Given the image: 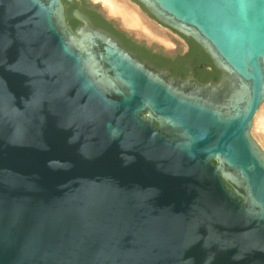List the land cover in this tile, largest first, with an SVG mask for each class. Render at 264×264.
I'll return each instance as SVG.
<instances>
[{"label": "water", "instance_id": "water-1", "mask_svg": "<svg viewBox=\"0 0 264 264\" xmlns=\"http://www.w3.org/2000/svg\"><path fill=\"white\" fill-rule=\"evenodd\" d=\"M136 1L218 80L63 0H0V264H264V0Z\"/></svg>", "mask_w": 264, "mask_h": 264}, {"label": "trees", "instance_id": "trees-1", "mask_svg": "<svg viewBox=\"0 0 264 264\" xmlns=\"http://www.w3.org/2000/svg\"><path fill=\"white\" fill-rule=\"evenodd\" d=\"M133 1L138 3L136 0ZM63 2L67 6V22L72 28L78 24V21L73 18L71 12L74 8H78L89 17L94 25L103 27L116 35L122 41V43L132 50L138 57L149 61L151 64L157 67L168 66L172 69L174 74L179 73V70L175 67V62L173 59L167 57L162 51L155 50L153 46L148 47L143 43L137 42L132 37L116 28L112 22L107 21L99 13L93 10L92 5L88 3L87 0H76L73 5H70L65 0H63ZM139 5L143 8L141 4ZM179 35L188 42L189 52L183 56H177V59H181V62L184 64L186 61L192 60L193 55L196 54L198 57L197 62H205L206 65L211 66L215 70V67L209 56L193 39L185 37L181 34ZM212 77L217 78V71L212 74Z\"/></svg>", "mask_w": 264, "mask_h": 264}, {"label": "bare ground", "instance_id": "bare-ground-1", "mask_svg": "<svg viewBox=\"0 0 264 264\" xmlns=\"http://www.w3.org/2000/svg\"><path fill=\"white\" fill-rule=\"evenodd\" d=\"M99 2L102 11L107 17H114L121 22V25L127 26L128 30L139 37H144L149 40L158 39V42L165 41L155 27H152L149 19H144V14L140 9L129 0H93ZM155 26V25H154ZM157 30V31H156ZM165 36V35H164ZM255 123L264 138V102L259 107L254 115ZM254 123V122H253ZM255 125V124H254ZM255 129V128H254ZM262 138V139H263ZM264 143V142H263Z\"/></svg>", "mask_w": 264, "mask_h": 264}, {"label": "rangeland", "instance_id": "rangeland-1", "mask_svg": "<svg viewBox=\"0 0 264 264\" xmlns=\"http://www.w3.org/2000/svg\"><path fill=\"white\" fill-rule=\"evenodd\" d=\"M131 2L134 4L135 2H133L131 0ZM99 4V3H98ZM100 5V4H99ZM136 5V4H135ZM137 6V5H136ZM100 7V6H99ZM138 7V6H137ZM101 8V7H100ZM139 8V7H138ZM102 9V8H101ZM140 9V8H139ZM143 14V13H142ZM144 19H149L147 21L150 22L151 26L152 27H155V29L158 30V32L163 35V38L165 39V41L161 42L159 41L158 42V39H153V40H148L144 37H139L137 35H135L133 33V35L138 38V39H141L143 42H146L148 44H151L154 48H160L161 51H164V50H168V51H174L175 53H184L186 50H187V43L176 33L174 32L173 30H170L169 28H166V27H163V26H159V25H156L154 24L150 18H148L146 15H144ZM113 23V25H119L120 27H123L124 29L128 30L127 26H123L121 25V22H119V20L117 18H114V17H109ZM155 25V26H154ZM116 27V26H115ZM156 30V31H157ZM130 31V30H128ZM165 35V36H164ZM254 123H252V127H251V136L252 138L257 142V144L260 146V148L264 151V138L262 137L261 135V132L259 131L258 129V125L255 123V120H253ZM255 124V125H254ZM255 128V129H254ZM263 138V139H262Z\"/></svg>", "mask_w": 264, "mask_h": 264}, {"label": "flooded vegetation", "instance_id": "flooded-vegetation-1", "mask_svg": "<svg viewBox=\"0 0 264 264\" xmlns=\"http://www.w3.org/2000/svg\"><path fill=\"white\" fill-rule=\"evenodd\" d=\"M87 2L90 3L89 1H87ZM92 9L101 15V13L96 8H94L93 6H92ZM66 11H67V6L65 5V13H66V17H67ZM187 52H189V47L187 48V50L184 53H175L174 55H170V56L166 55L167 57L174 60L175 67L179 70L178 74H174L173 72H172V74L179 76V77H182V78H186L188 76H193L194 78L198 79L202 83L218 80L220 72L215 68V70L217 71V78H213L212 74L215 73L216 71L211 66L206 65L205 62H197L198 57L196 54L193 55L192 60H188L184 64L181 62L182 61L181 59H177V56H183ZM188 64H190L192 66L193 71H191V68L188 66ZM166 67H168V66H166ZM168 68H170V67H168ZM171 71H172V69H171Z\"/></svg>", "mask_w": 264, "mask_h": 264}, {"label": "crops", "instance_id": "crops-1", "mask_svg": "<svg viewBox=\"0 0 264 264\" xmlns=\"http://www.w3.org/2000/svg\"><path fill=\"white\" fill-rule=\"evenodd\" d=\"M89 1H91V2H94V3H99V2H95V1H93V0H89ZM100 4V3H99ZM123 28V27H122ZM123 32V31H122ZM125 33V32H124ZM129 36V35H128ZM131 37V36H130Z\"/></svg>", "mask_w": 264, "mask_h": 264}]
</instances>
